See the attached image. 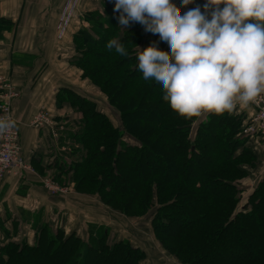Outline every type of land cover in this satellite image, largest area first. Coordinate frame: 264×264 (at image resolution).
Listing matches in <instances>:
<instances>
[{
    "label": "trees",
    "instance_id": "obj_1",
    "mask_svg": "<svg viewBox=\"0 0 264 264\" xmlns=\"http://www.w3.org/2000/svg\"><path fill=\"white\" fill-rule=\"evenodd\" d=\"M114 5L115 0L103 1L101 8L85 12L89 25L70 39L69 60L106 97L118 121L72 87L62 86L56 94L59 109L67 105L80 115L64 116L78 122V130L69 132L74 143L66 153L75 189L97 195L128 220L148 217L151 240L174 264H264V175L240 205L248 178L264 160L262 146L241 132L248 114L234 109L179 116L163 99L162 85L144 80L138 69L142 50L156 43L169 52L168 44L139 23L120 26ZM11 27L0 18V30ZM113 39L127 56L106 47ZM126 135L136 142L124 141ZM52 178L58 180L56 174ZM110 236L105 226L85 239L41 225L32 239L0 242V264H142L147 259L140 244Z\"/></svg>",
    "mask_w": 264,
    "mask_h": 264
},
{
    "label": "crops",
    "instance_id": "obj_2",
    "mask_svg": "<svg viewBox=\"0 0 264 264\" xmlns=\"http://www.w3.org/2000/svg\"><path fill=\"white\" fill-rule=\"evenodd\" d=\"M103 1L109 0H77L66 7V0H0V18L12 23L10 29L0 30V76L10 79L19 93L13 110L23 158L31 166L20 175L6 176L0 183V242L32 239L37 228L45 224L51 229L75 231L88 239L99 227H117L115 221L130 222L114 218L93 195L77 191L52 194L44 185V179L55 174L64 182L67 164L72 161L66 154L74 142L69 135L72 128L64 116L73 113V118H79V114L67 105L59 109L55 103L59 88L80 77L69 60L70 39L83 26V11L101 8ZM171 2L183 14L197 6L203 12L207 0H193L187 6L182 0ZM45 109L53 115L54 127L33 124L34 115ZM235 110L252 114L249 105L237 104ZM133 232L129 235L124 230L122 236L136 242L135 237L141 234L139 229ZM140 245L153 260L150 264H173L157 246Z\"/></svg>",
    "mask_w": 264,
    "mask_h": 264
},
{
    "label": "clouds",
    "instance_id": "obj_3",
    "mask_svg": "<svg viewBox=\"0 0 264 264\" xmlns=\"http://www.w3.org/2000/svg\"><path fill=\"white\" fill-rule=\"evenodd\" d=\"M113 11L120 26L139 23L168 44L169 52L156 43L142 50L138 69L162 85L179 116L231 113L264 94V0H207L203 12L197 6L183 14L171 0H115ZM106 47L127 56L115 39ZM14 127L0 119V135Z\"/></svg>",
    "mask_w": 264,
    "mask_h": 264
},
{
    "label": "built area",
    "instance_id": "obj_4",
    "mask_svg": "<svg viewBox=\"0 0 264 264\" xmlns=\"http://www.w3.org/2000/svg\"><path fill=\"white\" fill-rule=\"evenodd\" d=\"M66 1V7L77 2V0ZM219 7L222 9V5ZM208 18L211 19V16L209 15ZM18 95L10 79L0 76V119L10 118L15 122L14 128L0 135V183L8 175H20L25 170L31 169L23 158L20 129L13 110L14 101ZM249 106L252 114L248 116L249 123L244 128V132L245 134L253 132L264 140V94H261L255 102L249 103ZM32 122L36 126H55L53 115L46 109L38 111ZM57 184L49 178L44 179V185L50 192L62 190Z\"/></svg>",
    "mask_w": 264,
    "mask_h": 264
},
{
    "label": "rangeland",
    "instance_id": "obj_5",
    "mask_svg": "<svg viewBox=\"0 0 264 264\" xmlns=\"http://www.w3.org/2000/svg\"><path fill=\"white\" fill-rule=\"evenodd\" d=\"M86 11H88V10H86ZM86 11H83V16H82V21L84 22V23L82 22L83 23L82 24L83 26H88L89 25V23L84 18V14H85ZM75 70L77 71V73L80 74V71L79 70H77L76 68H75ZM73 81H75V82L72 83V84H65V85L66 86H69V87H72V88H75L76 90L83 92L84 95H87L91 99L97 101L98 105H100L101 108H103L106 112H108L110 114V116L113 118V120H115V122L118 121L117 114L115 113L114 109L110 107V105L108 104V101H107L106 97L103 96V94L100 92L99 89H97L94 85H92L88 80L82 79L81 76L80 77H77ZM80 85L82 86V88H81ZM71 119H73V118L71 117ZM76 119H79V118H76ZM76 119H74V121H72L73 124L71 123L70 119H68L70 121L68 123H70V125H71L72 132L78 130V128H77L78 122H77ZM248 121H249V119L247 117L244 120V122H243V126H242L243 128H242V131H241L242 134L249 136V138L252 141H255V143L257 145L259 144L264 149V140L260 139L258 137V135H256L253 132H249V133L245 134L244 128L248 125V123H249ZM124 141L129 142V143H135L136 142L133 138H130L127 135L124 137ZM75 145L76 144H74V147H75ZM71 147H72V145H71ZM255 170L256 171H254L252 177H249L248 180H247V183L245 184L246 185V188H245V190L243 191V193L241 195L240 205L243 204L244 200L246 199V197L249 194V191L254 187V185L257 182V180L262 175H264V160H263L262 165L259 168L255 169ZM48 178L51 179V180H53V182L58 183L57 185L62 189V190H60V192L59 191H55V192H52L51 191L52 194H57V193H60V194H68V193L76 192L77 191L75 189L74 182L70 180V175H67V178H66V180L64 179L65 180L64 182H63V180L62 181L61 180H54V179H52V177H48ZM77 192H79V191H77ZM79 193H81V192H79ZM81 194H85V193H81ZM85 195H87V194H85ZM94 196L97 197V199H98L99 202L97 200L96 201L99 203V205H101L104 209H107L106 211H108L109 213H111V215H113L114 218H117L118 219V217H119V218H123V219L126 220L125 216H123L120 213L116 212L109 205H106L105 203L100 202V200H99V198H98L97 195H94ZM147 219H148V217H144L142 219H131V220H128L127 219V221H130L128 224L127 223H122V224L120 223V224H118L117 221H115V223L117 224V227L110 228V233H111V236L110 237H114V235H117L118 237L122 238L123 237L122 236L123 235L122 232L124 230H127V233L129 235H133L134 234L133 231H137V229H139L141 236H140V238L135 237V239H137L136 240V243H138V244L145 243V244H147V246L149 248H152V247L156 248V245L151 240V232H150V229H149L150 226H149V222H148ZM53 229L55 230L56 228H53ZM64 230L67 233L71 232V231H68L66 229H64ZM164 257L166 258V260H168V262L170 261V262L173 263V261L168 257L167 254H164ZM152 262H153V260L148 257L147 259H145L142 262V264H150Z\"/></svg>",
    "mask_w": 264,
    "mask_h": 264
}]
</instances>
